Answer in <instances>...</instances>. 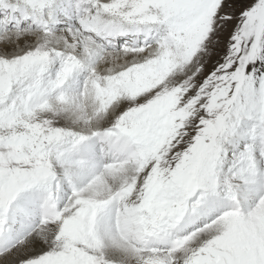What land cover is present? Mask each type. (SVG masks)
<instances>
[{
    "label": "snow or ice",
    "instance_id": "obj_1",
    "mask_svg": "<svg viewBox=\"0 0 264 264\" xmlns=\"http://www.w3.org/2000/svg\"><path fill=\"white\" fill-rule=\"evenodd\" d=\"M0 264H264V0H0Z\"/></svg>",
    "mask_w": 264,
    "mask_h": 264
}]
</instances>
